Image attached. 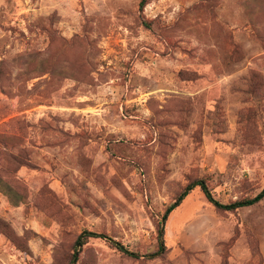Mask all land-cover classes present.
I'll list each match as a JSON object with an SVG mask.
<instances>
[{"label": "rangeland", "instance_id": "374dc122", "mask_svg": "<svg viewBox=\"0 0 264 264\" xmlns=\"http://www.w3.org/2000/svg\"><path fill=\"white\" fill-rule=\"evenodd\" d=\"M199 180L264 190V0H0V264H264Z\"/></svg>", "mask_w": 264, "mask_h": 264}, {"label": "trees", "instance_id": "16d2710c", "mask_svg": "<svg viewBox=\"0 0 264 264\" xmlns=\"http://www.w3.org/2000/svg\"><path fill=\"white\" fill-rule=\"evenodd\" d=\"M144 7H145L144 1H142L141 8H144ZM196 187L201 188L203 194L205 195V197L209 201V203H211L219 211L236 212L238 210H241V209L253 206L255 204H258L259 202H261L264 199V190H263L256 197L241 199V200H238L236 202L229 203V204H222L221 202H219L214 197L213 192L210 189L207 181L206 180H199V181L192 183L184 191H182V193L175 199L174 203L168 207L166 214H165V217H167L172 211H174L176 208H178L182 204L184 199L189 195L190 191L195 189ZM90 238L108 240L110 242V244L112 246H114L116 249H118L120 252L125 253V254H129V255H133L132 253H129V251L127 249H125V247L123 245L116 243L115 241L110 239L105 234L88 232L87 234L81 236V238L79 240L81 246H84L87 243V240ZM160 247H161L160 251L163 250V248H165L163 241L160 242ZM76 256L77 255H75L74 258ZM134 256L136 258L138 257V255H134Z\"/></svg>", "mask_w": 264, "mask_h": 264}]
</instances>
